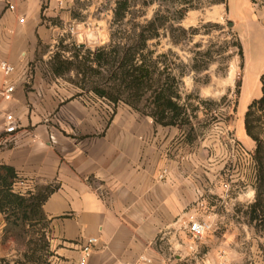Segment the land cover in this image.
I'll return each instance as SVG.
<instances>
[{
    "label": "crops",
    "instance_id": "0c3cea01",
    "mask_svg": "<svg viewBox=\"0 0 264 264\" xmlns=\"http://www.w3.org/2000/svg\"><path fill=\"white\" fill-rule=\"evenodd\" d=\"M78 1L0 0V63L16 68L0 72V91L14 87L10 100L0 94V165L25 183L15 192L56 188L43 211L57 264H78L92 238L86 264H264L261 251L237 249L250 232L234 208L255 180L231 119L164 127L83 91L73 70L55 71L105 46L97 33L86 39L78 17L89 9ZM192 222L211 225L200 243ZM4 227L0 215V256Z\"/></svg>",
    "mask_w": 264,
    "mask_h": 264
},
{
    "label": "trees",
    "instance_id": "16d2710c",
    "mask_svg": "<svg viewBox=\"0 0 264 264\" xmlns=\"http://www.w3.org/2000/svg\"><path fill=\"white\" fill-rule=\"evenodd\" d=\"M204 1L209 6L224 5L227 8L228 5V0H116L110 25V42L95 52H85L81 60H78L82 52L79 49L72 62L57 61L54 69L58 73L64 70L78 73L81 77L76 84L83 91L93 93L112 105L125 104L164 127L187 126L190 123L189 110L187 106L178 104V78L168 72V67H159L162 57L154 58L149 43L169 35L173 44L178 45L175 33L186 32L179 25L188 12L200 10ZM154 3L159 4V9L151 19L141 21L145 10ZM138 4L141 10L137 9ZM163 6L167 7L166 10ZM229 34L232 39L226 45L227 50L236 51L242 58L238 35ZM221 55L219 53L217 56ZM204 69L198 65L192 67L195 72ZM261 86V98L248 106L245 115L247 134L255 143L252 158L258 193L255 203L247 206L244 217L257 230L264 224V74L261 76ZM16 177L13 168L0 165V215L5 220L1 243L11 239L15 242L27 239L28 251L16 261L0 258V264H44V251L33 240L35 235H39L41 242L47 239L48 220L43 205L56 188L47 186L37 192L20 194L13 189Z\"/></svg>",
    "mask_w": 264,
    "mask_h": 264
},
{
    "label": "rangeland",
    "instance_id": "374dc122",
    "mask_svg": "<svg viewBox=\"0 0 264 264\" xmlns=\"http://www.w3.org/2000/svg\"><path fill=\"white\" fill-rule=\"evenodd\" d=\"M116 0H79L78 9L88 8V14H81L78 21L82 28L88 30L86 39L110 42V25L113 20V9ZM139 1V0H137ZM154 3L145 11L140 20L151 19L159 9ZM166 6L163 9L166 10ZM138 10L140 5L137 6ZM139 14V13H138ZM229 23L233 26L229 27ZM186 32L178 31L175 37L178 45L173 44L169 35L160 41H151L150 50L154 51V58L158 56L159 67H168V72L178 78V104L187 106L190 123L204 127L209 123H218L223 116L231 119L235 138L247 152H254L255 143L248 136L245 127V115L248 106L262 96L261 76L264 74V0H228L224 5L209 6L206 1L200 10L187 13L179 25ZM238 35L242 46V58L236 51L227 50L231 42L229 33ZM96 33L98 36L96 37ZM82 41L85 38L80 37ZM222 53L221 56H217ZM233 55L232 59L226 61ZM194 65L204 67L199 72L192 70ZM206 96H201L202 93ZM230 116L228 117V115ZM256 179L253 185L254 193L244 207H235L234 212L239 216V222L250 232L247 241H239V248L243 251H261L264 256V224L256 229L244 217L247 206L255 203L257 198ZM264 191V190H263ZM251 194V193H250ZM264 201V192H263ZM264 207V202H263ZM249 213V210H248ZM243 218V220H242ZM39 235L34 236V244L42 247V262L57 264L54 244L47 233L45 242L39 241ZM28 240L15 242L13 239L1 245L2 251L8 258L16 261L28 251ZM235 242V241H234ZM233 242V243H234ZM200 243V242H199ZM48 246V247H47ZM44 247V248H43ZM207 244L200 245L198 251H209ZM40 251V252H41Z\"/></svg>",
    "mask_w": 264,
    "mask_h": 264
},
{
    "label": "built area",
    "instance_id": "2783aa9c",
    "mask_svg": "<svg viewBox=\"0 0 264 264\" xmlns=\"http://www.w3.org/2000/svg\"><path fill=\"white\" fill-rule=\"evenodd\" d=\"M10 10H14L13 6H9ZM0 72L5 76V77H11L15 72H16V68L7 63V62H1L0 63ZM14 93V87L12 85H7L5 87V89H3L2 91H0V94L3 98H5L6 100H10L12 98V95ZM7 120L12 123L13 122V117L12 116H8ZM16 130L15 126H10L8 128V133H13ZM249 167L251 168V172L252 175L254 177V180L256 179V169H255V163L253 158H250V161L248 162ZM165 174V173H164ZM164 174H162L160 176V179H164ZM16 185L19 186H24L25 183L24 182H18L14 185V187ZM20 194H22L21 192H18ZM29 191L24 192V194H28ZM211 230V225L204 223V222H192L189 225V232L191 235V238L196 242L199 243L203 238H205V236L207 235V233ZM98 244V240L97 239H89L87 241V243L85 244V246L83 247V257L81 258V260L78 262V264H86L88 261V258L90 257V255L93 252L94 247ZM71 264V263H70ZM73 264V263H72Z\"/></svg>",
    "mask_w": 264,
    "mask_h": 264
},
{
    "label": "water",
    "instance_id": "95a60500",
    "mask_svg": "<svg viewBox=\"0 0 264 264\" xmlns=\"http://www.w3.org/2000/svg\"><path fill=\"white\" fill-rule=\"evenodd\" d=\"M233 26V24L232 23H229V27H232Z\"/></svg>",
    "mask_w": 264,
    "mask_h": 264
}]
</instances>
